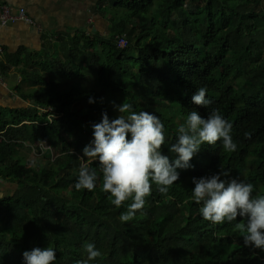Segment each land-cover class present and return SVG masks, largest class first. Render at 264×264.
<instances>
[{
    "label": "trees",
    "instance_id": "16d2710c",
    "mask_svg": "<svg viewBox=\"0 0 264 264\" xmlns=\"http://www.w3.org/2000/svg\"><path fill=\"white\" fill-rule=\"evenodd\" d=\"M106 12L110 35H68L59 60L40 66L75 83L57 89L23 71L37 87L27 97L34 103L10 119L0 111V180L16 188L0 197V264H24V251L48 246L55 264H77L87 260L86 243L102 252L88 264H264V250L245 246L235 227L242 219L210 223L190 199L193 177L223 169L242 180L249 162L254 168L244 181L254 196L264 192V0H112ZM120 35L127 49L118 48ZM201 87L206 107L192 102ZM124 101L160 118L170 160L176 129L191 110L205 117L218 110L233 126L237 150L202 145L166 195L153 184L143 210L122 222L130 201L111 204L98 163L83 149L93 140L92 125L104 112L117 118L114 105ZM26 142L42 162L17 154ZM82 163L97 169L93 191L75 188Z\"/></svg>",
    "mask_w": 264,
    "mask_h": 264
},
{
    "label": "clouds",
    "instance_id": "9594fccd",
    "mask_svg": "<svg viewBox=\"0 0 264 264\" xmlns=\"http://www.w3.org/2000/svg\"><path fill=\"white\" fill-rule=\"evenodd\" d=\"M207 89L201 87L192 96V102L206 107L211 102L206 99ZM92 99L89 103H93ZM119 115L109 119L107 112L101 122L92 125L93 140L83 149L84 157L95 160L102 173L101 190L109 194L112 205L120 208L128 203L127 210L120 215L122 222L133 219L146 205L155 184L161 194L180 180V171L191 167V160L201 150L202 145L214 146L222 143L225 153L237 150L233 139L232 124L218 110L202 116L191 110L183 123L176 129V142L169 146L175 154L170 160L163 153L167 142L165 126L160 118L148 111L136 112L133 105L123 102L114 105ZM246 138L250 133L246 132ZM130 137V138H129ZM97 169L82 163L79 167L75 188L93 191L97 186ZM190 199L199 207L205 221L213 224L233 222L238 218L243 223L235 227L243 233L245 246L264 250V194L253 195L254 185L235 177L226 170L202 177H193ZM84 251L87 260L102 257V252L93 243H86ZM24 264H55L57 253L48 246L23 252Z\"/></svg>",
    "mask_w": 264,
    "mask_h": 264
},
{
    "label": "crops",
    "instance_id": "0c3cea01",
    "mask_svg": "<svg viewBox=\"0 0 264 264\" xmlns=\"http://www.w3.org/2000/svg\"><path fill=\"white\" fill-rule=\"evenodd\" d=\"M111 1L0 0V6L9 5L13 11L25 9L34 22V25L14 22L0 26V111L7 119L17 109H27L34 103V99L27 97L37 87L25 80L23 71L38 72L43 79L42 74L57 77L44 72L40 66L59 60L64 53L63 39L68 35L91 39L96 33L108 36L111 19L106 11ZM24 145L20 151H32L27 142ZM25 153L19 156L27 162Z\"/></svg>",
    "mask_w": 264,
    "mask_h": 264
},
{
    "label": "rangeland",
    "instance_id": "374dc122",
    "mask_svg": "<svg viewBox=\"0 0 264 264\" xmlns=\"http://www.w3.org/2000/svg\"><path fill=\"white\" fill-rule=\"evenodd\" d=\"M107 27L108 26H106V28ZM107 32H108V35L111 34L110 33V29L109 30L107 29ZM42 77H44V79L47 82L49 81L50 83H55L56 84L55 88H57V89L67 88L68 85H71V84H73V83L76 82L74 80H70V79H66V78L53 77V76H50L48 74H42ZM232 83H233V80H232ZM84 85H85V87L87 86L89 89H91V80H89L88 83H86ZM232 85H234V84H232ZM85 87H83V88L85 89ZM27 145H28V147L30 149L31 148V144L30 143H27ZM41 145H42V149L43 150H47L48 149V144L42 143ZM24 153H25V151H20V150H18V152H17V154L18 155H21V156H24ZM54 154H56L55 151H54ZM25 155H26V157H25L26 158V161L28 163L35 164V163H37V161H41V162L43 161V158L42 157L41 158H38V156L33 151L30 152L29 150H27V152L25 153ZM43 165H44V163H42V166ZM253 168H254V166H252L251 163L249 162L248 163V166H247V169L241 175V176L245 175V176H243L242 180L245 179L246 175L249 176V174L251 173V171H252ZM15 190H16L15 187H13L12 185H9V184L7 185L3 180H0V197H8V196H11V195L14 194ZM258 194H264V192H261L260 191Z\"/></svg>",
    "mask_w": 264,
    "mask_h": 264
},
{
    "label": "built area",
    "instance_id": "2783aa9c",
    "mask_svg": "<svg viewBox=\"0 0 264 264\" xmlns=\"http://www.w3.org/2000/svg\"><path fill=\"white\" fill-rule=\"evenodd\" d=\"M24 22L29 25H34V22L27 16L25 9L13 11L9 5L0 6V26H6L9 23ZM117 46L120 49H127L129 46L126 35L117 36ZM4 141L3 133H0V142Z\"/></svg>",
    "mask_w": 264,
    "mask_h": 264
}]
</instances>
